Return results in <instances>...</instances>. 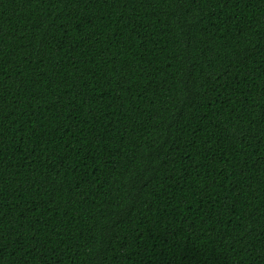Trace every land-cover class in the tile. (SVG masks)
<instances>
[{
    "label": "trees",
    "instance_id": "obj_1",
    "mask_svg": "<svg viewBox=\"0 0 264 264\" xmlns=\"http://www.w3.org/2000/svg\"><path fill=\"white\" fill-rule=\"evenodd\" d=\"M0 264H264V0H0Z\"/></svg>",
    "mask_w": 264,
    "mask_h": 264
}]
</instances>
